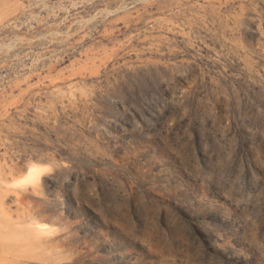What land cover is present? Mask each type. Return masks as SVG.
I'll use <instances>...</instances> for the list:
<instances>
[{
	"label": "rangeland",
	"instance_id": "374dc122",
	"mask_svg": "<svg viewBox=\"0 0 264 264\" xmlns=\"http://www.w3.org/2000/svg\"><path fill=\"white\" fill-rule=\"evenodd\" d=\"M0 181V264H264V0H0Z\"/></svg>",
	"mask_w": 264,
	"mask_h": 264
},
{
	"label": "clouds",
	"instance_id": "9594fccd",
	"mask_svg": "<svg viewBox=\"0 0 264 264\" xmlns=\"http://www.w3.org/2000/svg\"><path fill=\"white\" fill-rule=\"evenodd\" d=\"M53 172L50 164L29 160L25 164L24 171L19 176L6 182V186L14 190H27L38 184H41L45 177H48ZM0 183H3L0 181ZM29 227L37 234H49L53 230V226L41 222L38 218L29 224Z\"/></svg>",
	"mask_w": 264,
	"mask_h": 264
}]
</instances>
